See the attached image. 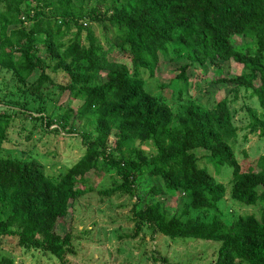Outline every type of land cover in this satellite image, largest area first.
I'll list each match as a JSON object with an SVG mask.
<instances>
[{
  "label": "trees",
  "instance_id": "1",
  "mask_svg": "<svg viewBox=\"0 0 264 264\" xmlns=\"http://www.w3.org/2000/svg\"><path fill=\"white\" fill-rule=\"evenodd\" d=\"M3 40L0 264L33 250L65 264L80 238L58 221L96 192L134 198L133 236L171 242L176 260L163 264H264V171L238 158L239 131L264 138V0H0ZM199 75L218 89L208 104L191 90ZM47 134L79 152L55 175L44 149L26 151ZM22 141L27 155L4 153ZM221 170L228 196L261 203L258 216L225 212Z\"/></svg>",
  "mask_w": 264,
  "mask_h": 264
},
{
  "label": "rangeland",
  "instance_id": "2",
  "mask_svg": "<svg viewBox=\"0 0 264 264\" xmlns=\"http://www.w3.org/2000/svg\"><path fill=\"white\" fill-rule=\"evenodd\" d=\"M98 29L99 27L95 26V31ZM248 41L249 39L245 38L243 42ZM7 42L8 40L0 41V46L6 45ZM117 60L124 62L126 65L130 64L128 58L122 54L118 56ZM209 72H212L211 68H209ZM155 76L157 78H164L171 77L172 74L168 69H165L164 71H156ZM198 78L200 79L199 88L195 90L194 87L191 90L194 92V97L197 100L208 104V94L212 93L217 97L218 89L209 85L210 80L206 75H199ZM190 86H192L191 82ZM149 90L156 94V89L149 88ZM79 103L80 100L78 99L72 101L74 105ZM170 103L174 109L177 108V101L174 100ZM53 106L54 102L49 101L47 103V112H50ZM73 119L74 118H72V120ZM241 119L244 121L245 116H241ZM74 123H76L77 126L79 121L77 120ZM245 132L246 131H239L238 136L241 148H244L248 152V156L240 155V157H238L239 161H246L249 163L246 164V166L242 165V168L253 170L261 168L264 171L262 160V157H264V138H258L256 135H248L246 141H241L242 135ZM45 136H47V143L44 144V147L38 145L37 147L32 146L30 149H26V151H30L32 156H34L44 149V159L42 160L44 170L48 174L55 175L62 172L65 168V157L71 162L76 159L74 154L78 156L79 152L76 148H71V146L66 143L67 141L61 140L60 137L54 134H47ZM11 137H15V135L12 136L11 134ZM33 138H37V135L35 134ZM24 144V141H22L21 145L15 143L4 144L6 149L4 153L12 154L9 155L11 157H23L27 155L26 152H23ZM54 154H56V156L53 158L52 156ZM48 162L51 163L48 164ZM220 173L221 176L219 175L218 178L227 187L225 190L226 196L219 202L221 206L224 207V210H228L225 212H231L232 215L254 213L258 216V208L261 206V203H256L255 205L236 203L235 200L228 196L230 191L227 176L223 174L222 170ZM90 174L92 175L91 178L94 177L96 183L100 181L97 176H93V173ZM260 189V185L256 186V190ZM90 195L91 194L88 193L75 205V212L72 215L64 219H59L58 221L57 228L59 230H70L73 236L80 238V243L74 242V244H72L75 250L74 254H67L63 258L65 264H163L162 257L167 258L171 262H175L176 257L173 254L174 249H171V242L164 241L160 237L151 239L148 234L144 235L143 232L133 236L131 231L132 222H130L127 216H130L131 202L134 198L127 194L121 195V193H113L106 199V197L96 192V194H92L91 196L94 206L90 207L88 203ZM172 202L173 199L168 203L170 204ZM75 239L78 241L77 238ZM209 242L205 245L207 259L209 255L213 254V247ZM175 247L176 250L180 252L178 253L179 255H177L178 257H187L186 254L188 253L179 251L180 245ZM32 253L34 255H39V257L32 256ZM0 254H8V250L4 247H0ZM13 259L14 261L12 264H60L58 260H53V257L50 259L46 256L41 257L39 252L35 250L15 254Z\"/></svg>",
  "mask_w": 264,
  "mask_h": 264
},
{
  "label": "clouds",
  "instance_id": "3",
  "mask_svg": "<svg viewBox=\"0 0 264 264\" xmlns=\"http://www.w3.org/2000/svg\"><path fill=\"white\" fill-rule=\"evenodd\" d=\"M24 22H27V21L24 19Z\"/></svg>",
  "mask_w": 264,
  "mask_h": 264
}]
</instances>
